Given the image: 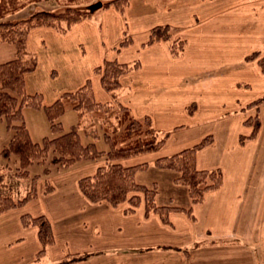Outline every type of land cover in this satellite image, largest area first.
I'll return each instance as SVG.
<instances>
[{"label":"crops","instance_id":"crops-1","mask_svg":"<svg viewBox=\"0 0 264 264\" xmlns=\"http://www.w3.org/2000/svg\"><path fill=\"white\" fill-rule=\"evenodd\" d=\"M258 2V35L252 39L245 35L254 12L250 0H132L123 13L101 9L100 19H86L66 34L45 27L30 31L26 46L36 54L37 66L25 77L28 94L40 93L48 104L90 80L96 101L109 102L93 69L104 60H138L140 68L120 78L119 102L136 118L150 117L154 129L170 133L158 151L120 163L141 161L146 170L155 169V159L210 136L212 142L197 153L196 167L220 169L223 182L191 206L186 187L173 181L175 172L153 170L167 171L174 183L166 206L177 201L181 205L175 207H192L193 218L172 212L169 225L156 214L145 217L142 204L125 214L126 204L88 201L77 181L64 194L62 182H51L50 193L40 188L31 203L0 213V264H52L77 252L90 253L77 264H264V103L257 136L240 143L251 131L244 122L252 111L242 110L249 101L243 98L264 93V75L243 61L250 51L264 48V0ZM154 26H169L185 39L179 57L162 42L140 48ZM125 31L133 44L117 52L114 45ZM242 82L254 88L238 86ZM191 103L196 109L190 115ZM141 184L158 187L155 180ZM179 191L181 202L175 199ZM23 213L45 215L52 227L54 244L38 262L37 229L21 225Z\"/></svg>","mask_w":264,"mask_h":264},{"label":"trees","instance_id":"trees-1","mask_svg":"<svg viewBox=\"0 0 264 264\" xmlns=\"http://www.w3.org/2000/svg\"><path fill=\"white\" fill-rule=\"evenodd\" d=\"M52 2L62 9L38 10L25 18L14 20L13 16L30 4ZM100 0H0V43H7L14 49V57L0 63V121L12 130L8 143L0 148V186L7 187L5 173L13 170L17 178L31 179L30 189L20 198H14L11 191L0 195V213L25 206L37 195V183L43 181L45 194L53 190L51 176L69 169L79 162L102 160L96 170L78 179L80 193L91 203L107 202L113 207L126 203L125 214H132L141 204L144 216H159L161 222L169 225V214L184 212L193 218L192 205L199 204L208 191L218 189L223 182L220 169L201 170L196 167L197 153L212 142L206 136L200 142L174 154L155 159L153 166L176 173L174 183L186 187L191 206L188 208L162 206L156 203L157 188L138 183L135 174L147 169V163L124 166L120 161L158 151L165 143L169 132L154 129L148 116L136 118L129 108L119 102L120 78L140 67L138 60L119 63L104 61L93 72L100 76L103 89L110 95V102H97L89 80L74 91L62 93L55 101L43 104L40 93L28 94L25 77L35 71L36 54L29 51L26 40L31 30L52 28L65 33L74 25L88 19L93 13L89 7ZM131 0H107L105 7L123 11ZM165 42L173 57L182 54L185 42L174 39L168 26L153 27L142 47L156 42ZM130 39L120 47L130 45ZM245 61H257L264 74V55L253 51L244 57ZM264 95L249 102L242 110H254L244 124L251 128L248 136H240V143L254 139L260 128L259 109ZM25 107L42 108L52 137L44 136L38 141L30 138L22 110ZM67 109L75 111L77 122L67 131L60 118ZM196 109L195 103L187 107L189 114ZM13 163V166L11 165ZM42 167L40 173L31 175L32 165ZM21 225L37 229L40 250L35 261L42 260L48 248L54 244L50 221L45 215L23 213ZM196 246L198 243L195 244ZM90 257V253L77 252L64 255L52 264H77Z\"/></svg>","mask_w":264,"mask_h":264},{"label":"rangeland","instance_id":"rangeland-1","mask_svg":"<svg viewBox=\"0 0 264 264\" xmlns=\"http://www.w3.org/2000/svg\"><path fill=\"white\" fill-rule=\"evenodd\" d=\"M106 1L107 0H100V3L102 4L101 7L98 10L94 11L88 19H93L94 16L95 17H99V19H100V16L102 14V11H100L101 9L104 10V9L112 8V6L103 8V4ZM131 2H132V0L130 1V3ZM95 3H98V2L95 1L94 4ZM130 3L125 7V9L130 5ZM250 3L251 4L255 3V5L252 6L254 12H251V14H250V16H251L250 17V22H249V24H250V26H249L250 28L249 29L250 30L246 26L245 27L246 28L245 29V32H246L245 35L248 36V37H251V39H252L253 37L258 35L257 32H258V24L259 23H258L257 20L259 18V15H258L259 2H258V0H250ZM113 8H115V7H113ZM48 9H55L56 11H59L62 8L56 6L55 3L44 2L43 1V2L30 4V5L26 6L20 12L15 14V16H13V18H14V20H18V19L27 17L32 12H35V11H38V10H48ZM124 10L123 11L117 10V11H119L120 13H123ZM237 19H239V16L237 14H235V21L236 22L238 21ZM154 27H156V26H154ZM168 28L170 29L171 35H172V37L174 39H180V40H183L186 43L185 39H182L180 37H175V33L176 32H175V30L173 28H170L169 26H168ZM150 30H149V32H150ZM68 31H70V30H68ZM57 32L60 33V34H66L67 33V32L62 33V32H59V31H57ZM149 32H148V35H149ZM148 35L146 37V40L141 42L140 48L145 49L146 47H148V46L142 47V44H144L147 41ZM128 39H130V42H131L130 45L126 46V47H120V44L123 41L128 40ZM133 41H134L133 37L130 35V33L125 31L123 40L121 42H119L118 44L114 45V50H117V52H118L122 48L123 49L124 48H128V47H130L133 44ZM159 42H162V41H159ZM162 43H165V42H162ZM168 51H169V49H168ZM253 51H260L261 55H264V48H261V49L258 48V49L252 50V51H250L247 54H250ZM13 57H14V49H13V47L11 45L7 44V43H0V63L5 62V61H7L9 59H12ZM173 58H175V57H173ZM104 61H107V60H104ZM108 61H117V62H119L116 59L115 60H108ZM134 61H136V60H134ZM243 61L245 63H252L254 66H256V68H258V71L261 73V71H260V69H259V67L257 65V61L256 60L247 62L243 58ZM119 63H124V62H119ZM139 63H140V61H139ZM96 67H98V66H96ZM41 73H40V76L42 75ZM261 74H263V73H261ZM193 79L195 80L196 78L195 77H191V78H189V81L190 80L193 81ZM251 84H253V80L251 81ZM251 84H247V83L242 82L241 84H238V86L247 87L250 90H252V88H254V87L251 86ZM186 85H188V84H186ZM25 87H26V84H25ZM262 95H264V93L263 94H258L257 96H256L255 92L253 94H251V96H248V94L246 93L245 98H243V99H249V101H248V103H249V102L253 101L254 99H256V98H258V97H260ZM240 96L244 97L243 94H240ZM45 100L48 101V98L46 96H45ZM248 103H246L244 106H246ZM43 104H44V102H43ZM48 104H50V103H48ZM48 104H44V105H48ZM186 111H187V108H186ZM249 111H252V114H254V110H249ZM22 112H23V116H24V122L26 124V127L28 129L30 138L32 140L38 141L40 138H42L44 136H48V137H52L53 136L51 134L50 130H49V125H48L46 116H45L42 108L25 107L22 110ZM187 113H188V111H187ZM261 115H262V117L264 116V111H263V113ZM60 121L62 123V126H63L64 130L67 131L72 125H74L77 122V115H76L75 111H73L71 109H67L65 111L64 115L60 118ZM11 134H12V130L6 128L4 121H0V148H2L3 146H5L8 143V140H9ZM140 156L141 155L133 157V158H130L127 162L134 163L135 161H137V160H139L141 158H146L149 155H143L142 157H140ZM145 161H147V160H145ZM101 163H102V160H95V161H89V162L76 163L74 166H72L69 169H62V170L54 173L51 176L50 181L51 182H56V183H61L62 182V184L60 186V187H62V188H60V192H61V194H64L65 192H67V191H69L71 189V187H72L74 182L78 181V179L83 177V176L92 174L96 170V168L99 165H101ZM125 163H126V161H125ZM136 163H144V162L138 161ZM4 164H6V163L3 160H0V165L3 166ZM11 165L13 166V163H11ZM41 169H42V167L37 165V164L32 165L29 168L31 175H34L36 173H40ZM153 170H157V169L156 168L155 169H148V170L145 169V170H142V171H138L136 173V175H135L136 176L135 178H136V181L138 183H145V184H152V182H154V180H155L157 182V186H158L157 189L159 190V194L156 197V203L158 205L165 206L166 203H167V199L170 197L169 192L172 189L174 183H172V178H170L169 175H167V173H166L167 171H161L157 175L155 173V171L153 172ZM5 182H6V186H8V189H7V187L0 186V195H6L8 193V190H10L12 195L14 196V198H20V197L24 196L25 193L30 189V186H31V179L30 178H27V179L17 178L15 176V174H14V171L12 169L8 170L5 173ZM77 186H78V184H77ZM40 188H43V190H44L43 181H39L37 183V191ZM182 198L183 197H182L181 192H180V193L177 194V197L175 199L176 200L179 199L178 201L181 202ZM30 203H31V201H30ZM172 203H173L172 205H174V206H180L181 205L177 201H174ZM124 204H126V203H124ZM30 206H32V205H30ZM38 208H40V204H36L35 209H38ZM126 208H127V205H126ZM124 212H125V210H124ZM86 253H88V252H86Z\"/></svg>","mask_w":264,"mask_h":264},{"label":"water","instance_id":"water-1","mask_svg":"<svg viewBox=\"0 0 264 264\" xmlns=\"http://www.w3.org/2000/svg\"><path fill=\"white\" fill-rule=\"evenodd\" d=\"M101 5H102V4H101L100 2H98V3L92 4V5L89 7V9H90V11L94 12V11L98 10V9L101 7Z\"/></svg>","mask_w":264,"mask_h":264}]
</instances>
